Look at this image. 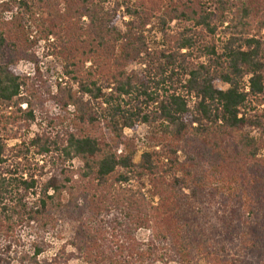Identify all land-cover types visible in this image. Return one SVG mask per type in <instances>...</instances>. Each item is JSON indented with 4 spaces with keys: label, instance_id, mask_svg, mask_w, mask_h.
I'll return each mask as SVG.
<instances>
[{
    "label": "trees",
    "instance_id": "obj_1",
    "mask_svg": "<svg viewBox=\"0 0 264 264\" xmlns=\"http://www.w3.org/2000/svg\"><path fill=\"white\" fill-rule=\"evenodd\" d=\"M52 36L68 79L56 93L18 69ZM0 119L36 123L27 154L58 155L44 181L0 138V264L17 227L61 219L79 223L85 264H264V0H0ZM142 125L137 163L125 130ZM32 248L14 259L41 264Z\"/></svg>",
    "mask_w": 264,
    "mask_h": 264
},
{
    "label": "rangeland",
    "instance_id": "obj_2",
    "mask_svg": "<svg viewBox=\"0 0 264 264\" xmlns=\"http://www.w3.org/2000/svg\"><path fill=\"white\" fill-rule=\"evenodd\" d=\"M128 21L129 18L122 13L120 16V21L117 25L119 30L124 31V23ZM87 22L88 20H84L83 25H86ZM56 48H58V44L56 38L53 36L50 38V42L40 41L39 44L34 46L33 49L35 59L23 60L18 66L19 71L28 78L36 77L38 72L42 73L54 93L58 91L59 83L65 85V82L68 81V79L63 76L62 61L59 60L55 55L53 56L51 53L53 52V50H56ZM135 69L136 71L140 70L138 67ZM217 87L224 89L227 88V86L223 84H217ZM195 103V100L191 102L192 109L194 108ZM21 107L23 110H26L28 108V104H23ZM46 109L50 112H52V110L54 111L51 104H48L46 106ZM12 111L13 108H10V112ZM38 132V125L34 122H29L28 128L20 130L19 127L14 124L6 127L3 122L1 123L0 119V138L8 145L9 149H19L23 151L25 153L24 156L28 157L29 159L28 164H31L32 169L36 170L38 176L42 175L41 178L45 181L52 177L53 160L56 159L58 155L49 154L41 157L36 155L34 149H31V153L27 154L28 147L31 144V141L36 137V134ZM257 133V131H254V134ZM125 135L136 141L138 146L136 162H140L142 155L148 150V147L146 146L148 144L149 127L146 125H142L137 130L127 129L125 130ZM24 142H26L27 145H25ZM24 156L21 157V160H23ZM10 164L12 163L10 162ZM43 167H45V169L41 171V168ZM84 167V163L79 159H76L73 162H67L66 164V168L74 172L75 180L80 179V171ZM27 176L28 173L26 171L24 172V178H27ZM134 184L135 183H133L132 186H135ZM141 184L143 185V194L146 199L151 200L152 202H154V205L157 206L159 198L154 194L153 187L150 184L149 180H142ZM137 187H139V185H136L135 188ZM78 226L79 223L77 221L61 219L56 230H51L48 232H38L33 227L27 226L17 227L16 233L14 235H11V237H9V239L4 241L3 243L7 247H11V255L13 258L12 264H21L19 259H14L16 253L25 251L26 253H30L33 255L34 249L32 248V246L34 244H39L45 249L43 255L39 257V261L41 264H53V261L57 258L60 259V264H85L84 260L80 257L77 248L72 245V242L76 238L75 236ZM150 237L151 233L148 229H141L136 234L137 241L143 244L148 243ZM171 264L178 263L174 262Z\"/></svg>",
    "mask_w": 264,
    "mask_h": 264
}]
</instances>
